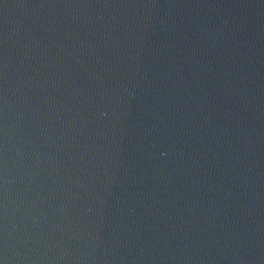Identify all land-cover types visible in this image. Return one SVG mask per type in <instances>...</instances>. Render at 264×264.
<instances>
[{
    "label": "water",
    "instance_id": "1",
    "mask_svg": "<svg viewBox=\"0 0 264 264\" xmlns=\"http://www.w3.org/2000/svg\"><path fill=\"white\" fill-rule=\"evenodd\" d=\"M2 264H264V0H0Z\"/></svg>",
    "mask_w": 264,
    "mask_h": 264
},
{
    "label": "snow or ice",
    "instance_id": "2",
    "mask_svg": "<svg viewBox=\"0 0 264 264\" xmlns=\"http://www.w3.org/2000/svg\"><path fill=\"white\" fill-rule=\"evenodd\" d=\"M0 264H2V261H0Z\"/></svg>",
    "mask_w": 264,
    "mask_h": 264
}]
</instances>
